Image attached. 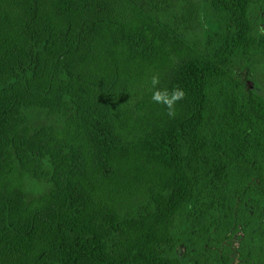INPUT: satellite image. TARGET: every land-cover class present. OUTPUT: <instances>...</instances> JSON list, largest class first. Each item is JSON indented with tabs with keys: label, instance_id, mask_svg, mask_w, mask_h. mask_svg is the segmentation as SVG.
I'll return each mask as SVG.
<instances>
[{
	"label": "trees",
	"instance_id": "16d2710c",
	"mask_svg": "<svg viewBox=\"0 0 264 264\" xmlns=\"http://www.w3.org/2000/svg\"><path fill=\"white\" fill-rule=\"evenodd\" d=\"M263 92L264 0H0V264H264Z\"/></svg>",
	"mask_w": 264,
	"mask_h": 264
},
{
	"label": "clouds",
	"instance_id": "9594fccd",
	"mask_svg": "<svg viewBox=\"0 0 264 264\" xmlns=\"http://www.w3.org/2000/svg\"><path fill=\"white\" fill-rule=\"evenodd\" d=\"M161 84V76L159 73H154L150 77V90L152 91L151 100L153 103L162 105L167 110V115L174 118L177 114L176 105L183 100L186 92L181 87H174L168 89L166 87H159Z\"/></svg>",
	"mask_w": 264,
	"mask_h": 264
},
{
	"label": "rangeland",
	"instance_id": "374dc122",
	"mask_svg": "<svg viewBox=\"0 0 264 264\" xmlns=\"http://www.w3.org/2000/svg\"><path fill=\"white\" fill-rule=\"evenodd\" d=\"M250 87H254V85H251ZM28 184H29V186H28L29 192L32 195H35V194L37 195L39 193H42L47 187V185L45 183H39L36 181H31Z\"/></svg>",
	"mask_w": 264,
	"mask_h": 264
},
{
	"label": "flooded vegetation",
	"instance_id": "af4514ba",
	"mask_svg": "<svg viewBox=\"0 0 264 264\" xmlns=\"http://www.w3.org/2000/svg\"><path fill=\"white\" fill-rule=\"evenodd\" d=\"M250 84L252 85V83H249V85H250Z\"/></svg>",
	"mask_w": 264,
	"mask_h": 264
},
{
	"label": "water",
	"instance_id": "95a60500",
	"mask_svg": "<svg viewBox=\"0 0 264 264\" xmlns=\"http://www.w3.org/2000/svg\"><path fill=\"white\" fill-rule=\"evenodd\" d=\"M250 86H251V84H250ZM250 86H249V87H250ZM250 88H251V87H250Z\"/></svg>",
	"mask_w": 264,
	"mask_h": 264
}]
</instances>
